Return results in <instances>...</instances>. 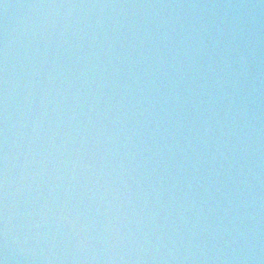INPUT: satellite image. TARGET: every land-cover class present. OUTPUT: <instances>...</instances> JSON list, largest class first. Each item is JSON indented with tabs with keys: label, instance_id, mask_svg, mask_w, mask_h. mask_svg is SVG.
Listing matches in <instances>:
<instances>
[{
	"label": "water",
	"instance_id": "1",
	"mask_svg": "<svg viewBox=\"0 0 264 264\" xmlns=\"http://www.w3.org/2000/svg\"><path fill=\"white\" fill-rule=\"evenodd\" d=\"M2 264H264V0H0Z\"/></svg>",
	"mask_w": 264,
	"mask_h": 264
},
{
	"label": "snow or ice",
	"instance_id": "2",
	"mask_svg": "<svg viewBox=\"0 0 264 264\" xmlns=\"http://www.w3.org/2000/svg\"><path fill=\"white\" fill-rule=\"evenodd\" d=\"M0 264H2V262H0Z\"/></svg>",
	"mask_w": 264,
	"mask_h": 264
}]
</instances>
